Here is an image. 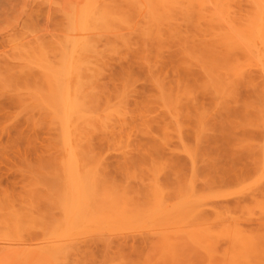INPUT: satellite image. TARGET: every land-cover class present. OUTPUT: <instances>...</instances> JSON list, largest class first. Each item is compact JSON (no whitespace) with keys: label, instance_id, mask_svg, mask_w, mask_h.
Masks as SVG:
<instances>
[{"label":"rangeland","instance_id":"374dc122","mask_svg":"<svg viewBox=\"0 0 264 264\" xmlns=\"http://www.w3.org/2000/svg\"><path fill=\"white\" fill-rule=\"evenodd\" d=\"M179 1L184 3L183 0H0V264H245L244 261L264 264L261 259L264 247L258 242L257 249L253 247L257 240L264 246V77L259 57L241 48L233 47L235 52L230 51L232 47L229 49L218 33L221 30V34L228 33L243 24L242 29L247 22H253L255 8L250 0H224L229 6L221 13L216 9V0H206L211 3L209 7L204 0H195L197 3L191 0V4L195 3L191 7L190 0L182 5ZM82 49L91 52L82 54ZM77 58L78 63L91 64L88 67L91 69L93 65V71L100 74L85 67L81 70L80 66L85 65L79 66ZM69 59L80 67L82 75L88 71L91 79L86 76L88 73L81 76L83 79L75 76L72 80L43 72L49 65L54 72H65ZM235 62L240 66L236 68ZM63 79H69L70 83L66 81L69 85ZM85 87L97 103H92L93 111L101 112L100 115L94 112V116L107 122L102 125L108 131H99V125L104 127L93 117L96 120L90 122L98 127L88 129L97 131L88 132V137L82 135L83 151L90 149L93 154L87 151L88 156L93 157L95 164L104 165L101 171L108 179L119 186L122 183L138 189L136 194L130 189L118 191L131 195L127 197L140 208L148 203L149 208L157 200L149 190L154 182H160L163 203L176 208L165 216L169 227L165 217L154 221L146 218L147 214L143 218L138 216L139 212L132 224L128 215L136 210L131 205L122 213L130 223L123 220L124 225L112 224L113 228L109 224L104 228L103 224L87 223L79 225L78 231L70 227L62 204L64 189H50L52 181L46 178L58 177L63 157L62 136L58 135L61 124L53 113L66 102L64 92L72 88L73 93L75 88L76 93ZM58 89L61 96H57ZM84 90L81 92L85 97ZM54 108L56 111L52 112ZM155 171L158 176H153ZM143 178L145 186L140 183ZM146 186L152 187L147 190ZM140 191L149 195L139 194ZM190 196L194 204L191 208L195 205L200 208H193L195 213H189L191 208L184 210L180 219L182 205ZM97 197L92 200L101 207ZM138 201L144 202L138 205ZM174 216H180L177 217L180 221ZM171 219L178 220L173 221L179 222L177 226ZM191 221L194 224H189ZM237 232L246 234L248 240ZM52 234L53 238L78 235L74 238L76 242L70 240L74 246L66 242L71 252L65 254L69 249L66 244L65 250L47 246ZM244 241H249L248 248ZM251 248L256 249L255 256V249L251 253ZM60 251L70 254L65 257Z\"/></svg>","mask_w":264,"mask_h":264},{"label":"bare ground","instance_id":"6f19581e","mask_svg":"<svg viewBox=\"0 0 264 264\" xmlns=\"http://www.w3.org/2000/svg\"><path fill=\"white\" fill-rule=\"evenodd\" d=\"M169 1V0H168ZM174 1H176V0H174ZM185 1H188V0H183V2L184 3H186ZM195 1V0H194ZM193 1V2H194ZM196 1H198V2H201V1H199V0H196ZM195 1V2H196ZM206 0H204V2H205ZM209 1H211V0H209ZM219 1V3L217 2V0H216V3L218 4V5H216L217 7H216V9H217V11H218V9H220L218 12H223V11H225L226 12V7H227V5H228V1H227V3L226 2H224V0H218ZM252 3L251 4H253V9H254V15H252V16H254V20H253V22L251 21L250 23H248L247 22V24H246V26L244 27V28H242V29H240V23H236V24H239L240 26H238L239 27V29L237 28L236 30H232V31H230L229 30V32L227 33V31H223V33L221 34V29H223L224 28V26H222L221 25V31H219L218 33H220L219 34V36L220 35H222V38H225L222 42H224L225 41V45L226 46H229L228 48L230 49L231 47V49H230V51H232L233 52V50H234V48L233 47H235V50L237 49V48H241V49H243V50H245L247 53L249 52L250 53V55L252 56V54L253 55H256L257 57H259V59H260V64H259V67H260V73H262L263 74V77H264V0H250ZM191 0H190V3H189V1L187 2V4L189 3L190 5H188L189 7H191V5H194L195 3H192L191 4ZM204 2H202V3H199L200 4V6L204 3ZM208 1H206V7H209L210 5L209 4H211V3H207ZM212 2V1H211ZM179 4H181L182 3V1H181V3H180V1L178 2ZM184 3H182V4H184ZM197 3V2H196ZM225 3V4H224ZM230 3V2H229ZM250 3V2H249ZM181 4V5H182ZM186 4V5H187ZM198 5V4H197ZM196 5V6H197ZM220 5H222V7L220 6ZM226 5V6H225ZM184 6V5H183ZM196 6H194V7H192V8H195ZM212 6V5H211ZM229 6V5H228ZM232 6V5H231ZM189 7H188V9H189ZM202 7V6H201ZM206 7H205V9H206ZM252 7V6H251ZM250 7V8H251ZM176 8H177V6H176ZM187 8V7H186ZM192 8H191V10H192ZM222 8V9H221ZM197 9V8H196ZM213 9V8H212ZM228 9H230V8H228ZM1 10V9H0ZM179 10V9H178ZM201 10V13H202V8L200 9ZM209 10V9H208ZM215 10V9H214ZM87 11V10H86ZM193 11V10H192ZM206 11V10H205ZM228 11V10H227ZM181 12H184L183 10H181ZM200 12V11H199ZM207 13H208V11H206ZM212 12V11H211ZM229 12V11H228ZM252 12H253V10H252ZM195 13H197V12H195ZM216 13V11L214 12V13H211L212 14V16H213V14H215ZM230 13V12H229ZM234 13V12H233ZM183 14V13H182ZM190 14V13H189ZM211 14H207L208 16H210ZM253 14V13H252ZM185 15H186V13H185ZM200 15V14H199ZM228 15V14H227ZM251 15V14H250ZM203 16V15H202ZM211 16V17H212ZM216 16V15H215ZM221 16V15H220ZM210 17V18H211ZM222 17H223V15H222ZM208 18V17H207ZM215 17H212V19H214ZM209 19V18H208ZM216 19V18H215ZM247 19H249V17L247 18ZM203 20V19H202ZM210 20V19H209ZM216 20H218V18L216 19ZM219 21L221 22L222 20H220L219 19ZM224 21V20H223ZM236 21V20H235ZM235 21H233V22H235ZM249 21H250V19H249ZM212 22H213V20H212ZM218 22V21H217ZM216 22V23H217ZM220 22H218L219 24L218 25H220V24H222V22L220 23ZM227 22V21H226ZM237 22V21H236ZM245 22V21H244ZM214 23V22H213ZM213 25V24H212ZM228 26V25H227ZM242 26H243V24H242ZM241 26V27H242ZM213 27V26H212ZM211 27V28H212ZM216 27H217V25H216ZM215 27V28H216ZM223 27V28H222ZM229 27V26H228ZM219 28V27H218ZM234 28V27H233ZM224 32L226 33V35L224 34ZM217 33V34H218ZM74 35V34H73ZM223 35H225V36H223ZM219 36H217L218 38H220V39H222L221 37H219ZM214 37V36H213ZM77 38V37H76ZM216 39V40H219V39ZM75 39V38H74ZM213 40L215 41V38H213ZM212 40V41H213ZM221 41V40H220ZM70 42V41H69ZM219 42V41H218ZM76 43V42H75ZM221 44V43H220ZM70 45V44H69ZM216 45V44H215ZM223 45V44H222ZM74 47V46H73ZM70 49V48H69ZM76 50L75 48H72V50ZM94 49V48H93ZM216 49H217V47H216ZM78 50H80V48L78 49ZM78 50H77V52H78ZM83 50V49H82ZM81 50V51H82ZM84 50H86V49H84ZM83 50V51H84ZM90 50H91V48H90ZM90 50H87V51H89V52H91ZM96 50V49H95ZM214 50V49H213ZM235 50H234V52H235ZM69 51V50H68ZM94 51V50H93ZM92 51V52H93ZM89 52H86L85 53V51H84V53H82V54H88ZM95 52V51H94ZM69 53V52H68ZM71 53H73L74 54V52L72 51ZM78 54H80V53H78ZM75 55V54H74ZM93 55H95V54H93ZM76 56V55H75ZM210 56V55H209ZM228 56V55H227ZM240 56H242L243 57V54L242 55H240ZM78 57V56H77ZM81 57V56H80ZM80 57H79V60H80ZM95 57V56H94ZM71 58V57H70ZM74 58V57H73ZM85 58H87V56L85 57ZM92 59L93 58V56H91V57H89V59ZM211 57H209V59H210ZM217 58V57H216ZM233 58V57H232ZM83 59V58H82ZM212 59V58H211ZM218 59V58H217ZM73 60V59H72ZM75 60V59H74ZM78 58L75 60V62L77 63V64H79V66L80 65H82V64H86V63H81L80 61H79V63H78ZM214 60H216V59H214ZM213 60V62H215ZM232 60V59H231ZM237 60V59H236ZM66 61H68V60H66ZM65 61V62H66ZM71 60L69 59V62L67 63V65L69 66V67H72V69L71 68H69L68 67V70H65V72L64 71H55L54 72V69H53V66L52 65H49V67L48 68H50V69H53V70H48V68L46 67H44L46 70H44L43 69V72L44 71H47L48 73H46V74H49L50 75V77H51V75H52V73H53V75H52V77L54 76L55 77V75H56V77H58V78H62L64 75H65V77H69V78H71V77H75L76 76V78H80L81 76H83V75H86L87 73H88V75H86V76H88L89 77V72L87 71V72H85V73H83V75L81 74L82 72H80L81 70H83V68L82 67H85L86 69L85 70H89L90 68V66H91V64L90 65H88V66H80L81 67V70H80V67L78 66L77 67V65L75 64V62H70ZM89 61H91V60H89ZM97 62H95V63H99L98 62V60H96ZM209 61H211V60H209ZM226 61V60H225ZM224 61V62H225ZM64 62V63H65ZM212 62V61H211ZM212 62V63H213ZM230 62H233V60L232 61H230ZM254 62V61H253ZM69 63H70V65H69ZM90 62H88L87 64H89ZM92 63V62H91ZM227 63H228V60H227ZM226 63V64H227ZM236 63V68H237V66L239 65L240 66V64H237L238 62H235ZM253 64V63H252ZM251 64V65H252ZM61 65H62V63H61ZM101 64L99 63V66H100ZM47 66V65H46ZM99 66H97V67H99ZM213 66V65H212ZM215 66V65H214ZM230 66H231V64H230ZM92 67H93V65H92ZM92 67H91V69H92ZM221 67V66H220ZM235 67V66H234ZM88 68V69H87ZM96 68V67H95ZM100 68V67H99ZM98 68V69H99ZM213 68V67H212ZM229 68V67H228ZM231 68H232V66L230 67V69H229V71L231 70ZM255 68V67H254ZM63 69V68H62ZM64 69H65V67H64ZM63 69V70H64ZM66 69H67V67H66ZM90 69V70H91ZM97 69V70H98ZM234 69V68H233ZM240 69V68H239ZM40 70H41V68H40ZM78 70V71H77ZM216 70V69H215ZM248 70V69H247ZM67 71V72H66ZM92 71H93V69H92ZM101 71V70H100ZM241 71V70H240ZM52 72V73H51ZM61 72V73H63V74H59V73ZM77 72H79L78 74L80 75V76H78L77 77ZM84 72V71H83ZM93 72H95L96 73V71L94 70ZM92 72V73H93ZM209 72V71H208ZM215 72V71H214ZM216 72H217V70H216ZM218 72H219V70H218ZM226 72V71H225ZM94 73V74H95ZM238 73V72H237ZM242 73H243V70H242ZM91 74V73H90ZM96 74H100V72H98V73H96ZM96 74H95V76L94 77H96ZM211 74H213V73H211ZM219 74H221L220 72H219ZM226 74H227V72H226ZM241 74V73H240ZM262 74H261V76H262ZM60 76V77H59ZM224 76V75H223ZM231 76V75H230ZM242 76V75H241ZM245 76V75H244ZM88 77L86 78L87 80H88ZM216 77V76H215ZM228 77L229 76H226V78L228 79ZM233 77V76H232ZM82 78V77H81ZM84 78V77H83ZM82 78V79H83ZM236 78H237V76H236ZM236 78H235V80H236ZM245 78V77H244ZM250 78V77H249ZM248 78V79H249ZM72 79V78H71ZM74 79V78H73ZM72 79V80H73ZM85 79V80H86ZM89 79H91V77H89ZM216 79H217V77H216ZM262 79V78H261ZM264 79V78H263ZM66 80V79H65ZM229 80V79H228ZM234 80V79H233ZM234 80V81H235ZM68 83H70L69 82V79L68 80H66ZM66 81H64V79L62 80V82L63 83H65ZM93 81V80H92ZM91 80H90V82H92ZM62 82H58L57 81V83H59V84H61V85H63V83ZM66 82V83H67ZM211 82H212V80H211ZM221 82V81H220ZM219 82V83H220ZM67 83V84H68ZM83 83V81L81 82V84ZM85 84H86V81L84 82ZM88 83V82H87ZM79 84V83H78ZM90 84V83H89ZM249 84H251V83H249ZM69 85V84H68ZM213 85V84H212ZM216 85L217 84H215V87H216ZM219 85V84H218ZM221 86H223V85H221ZM71 87V86H70ZM224 87V86H223ZM223 87H221L222 88V90H225V87L223 88ZM59 88H61L62 90H63V87H60L59 86ZM78 88H81L80 86L78 87ZM230 88V87H229ZM68 89V88H67ZM71 89L72 88H69V92H64L63 93V96H65V97H63L65 100H66V102L65 103H61V107L60 106H58V112L55 110V108L53 109V111H52V109H50L52 112H54V111H56L55 113H53V114H57L56 115V117H57V119H58V121L60 122V124H61V127L59 128L60 129V133H58V135L60 136V134H61V136L62 137H60V138H62V140H61V142H60V148H62V150H63V157H62V159H61V162H60V164H59V167H60V169L58 170V172H59V174H58V177L56 178H53L52 180H51V177L49 178H46L48 181H52L51 183L52 184H50V189H57V190H59V191H61V189H64V191H63V193H65V194H63V196H62V198H63V205H64V213L66 214V218H67V220H68V222H69V224L71 225H68V226H70V227H72V228H75V229H77L76 231H78V228H80L81 226H85V225H87V223H95V224H100V225H102L103 227H104V225L105 226H108V225H106V224H109V225H111V227H112V224H117V225H119V223H120V225H121V223L123 224V220L125 221V223L127 224L128 222H129V220L131 221V223L133 222L132 221V219L135 221L136 219H134L136 216H137V212H139V215L138 216H140V215H142L141 217L143 218L144 217V215H146L145 217L146 218H151V219H156L157 217L159 218H162L163 219V217H165V216H168V215H170L173 211H176V208L175 209H173V208H171V207H168L167 205H165L163 202H164V200H163V198L161 197V192L162 191H159V187H158V185H160V182H158V181H156V180H158V179H156L155 181L156 182H158L157 184H156V182H154L153 184H154V186L152 187V186H146L147 188V190H149L150 189V187H152L151 188V190L152 189H155V190H153V191H155V192H152L151 190H149L152 194L154 193V195H152V196H155V198L157 199L156 201H153L152 203H151V206H149V208L147 207L148 205H149V203H148V205L145 207L144 205H146L147 204V202L146 203H143V204H141V206L143 207L144 206V208H140V206H136V204H133L134 203V201H133V199L131 200L132 201V203H131V201H130V199L129 198H131L129 195H127V196H129V198L126 196V195H124V191H126V192H128L127 190L128 189H130L131 191L133 190V193H135V192H138V191H135V190H138V189H136L135 187V189H131L130 187L132 186V185H130V187L129 188H127V185H125L124 184V182H125V180H124V182H123V184L125 185H122V183H121V185L119 186V184L117 185V183L115 184L113 181H111L110 179H108L107 178V174H103V172L101 171V169H103V167H104V165H102V164H100V165H98L99 164V162L97 163V164H95L94 163V159H93V157L91 158V157H89L88 155H89V153H87V151H89L90 149H88L87 151H86V153L83 151V149L82 148H84V146H85V143H84V145H82L81 146V144H83V142H84V140H81V139H83L84 137L82 136L83 134H85V136L88 134V132H95V131H97V130H93L92 129V131H90V128L88 129V127H92V126H97L96 125V123L93 125V124H91V122H93L94 123V121L96 120V119H94L93 117H95L94 115V112L96 113V114H101V112H98L97 113V111L98 110H94L93 111V107L92 106H94V105H92V103L94 104L95 102L92 100V99H94V97H92L91 96V94L90 93H88V88H82V90L81 89H78L79 90V92L77 91L76 93H74V91H76L75 90V88H74V91H73V93H71ZM83 89H85L84 90V94H85V97L83 96V94H82V92L81 91H83ZM92 90H93V88H91ZM59 90V91H58ZM57 90V93L59 94V95H57V96H61L60 94H62V93H60V92H62L60 89H58ZM73 90V89H72ZM88 90V91H87ZM226 90H228L227 89V87H226ZM68 91V90H67ZM56 92V91H55ZM81 92V94L80 95H82L83 97H79L80 95H78L79 93ZM87 92V93H86ZM53 93V92H52ZM65 93H66V95H65ZM94 93V92H93ZM217 93H218V91H217ZM75 94L78 96H75ZM223 95V94H222ZM71 96H75V98L73 97V99L71 98ZM223 96H225V95H223ZM57 98V97H56ZM55 98V99H56ZM76 98H80L79 100L78 99H76ZM96 98V97H95ZM260 98V97H259ZM59 99V98H58ZM76 99V100H75ZM97 99V98H96ZM172 101V100H171ZM170 101V102H171ZM97 102H98V100H97ZM166 102V101H165ZM176 102V101H175ZM55 103H57V100H56V102ZM178 103V102H177ZM58 104V103H57ZM95 104H97V103H95ZM56 105V104H55ZM56 106V107H57ZM62 106H63V108H62ZM106 106H108V105H106ZM258 106V105H257ZM55 107V106H54ZM118 107V106H117ZM175 107H176V104H175ZM59 108H60V110H59ZM120 108V107H119ZM118 108V109H119ZM123 108V107H122ZM253 108H254V106H253ZM257 108V107H256ZM57 109V108H56ZM62 109V110H61ZM117 109V108H116ZM258 109V108H257ZM255 110V108H254V110L255 111H259V110ZM93 111V114H92V111ZM100 110H102V108L100 109ZM124 110V109H123ZM49 111V110H48ZM50 111V112H51ZM102 111H105V110H102ZM111 112H109V113H112V110H110ZM115 112H116V110H115ZM118 112V111H117ZM117 112H116V114H117ZM125 112V111H124ZM103 113H105V112H103ZM109 113H107L108 114V116L110 115ZM256 113V112H255ZM47 114L50 116V114L51 113H48L47 112ZM46 114V115H47ZM115 114V115H116ZM119 114V113H118ZM52 115V114H51ZM103 115V114H102ZM114 114H112L111 116H113ZM114 115V116H115ZM121 115V114H120ZM256 115H257V113H256ZM104 116V115H103ZM108 116H106L108 119H109V117ZM110 116V117H111ZM258 116H260L259 114H258ZM52 117H53V115H52ZM51 117V118H52ZM98 117V116H97ZM97 117H95V118H97ZM120 117V116H119ZM54 118H55V116H54ZM99 118H100V116H99ZM99 118H97L99 121H97V122H99L101 125L103 124V123H105L106 125H107V122L105 121H103L102 119H99ZM102 118V117H101ZM104 118H105V116H104ZM115 118V117H114ZM125 117H123V119H124ZM259 118V117H258ZM53 119V118H52ZM57 119H55L56 121H57ZM110 119H112V117L110 118ZM116 119V118H115ZM55 120H54V122H55ZM94 120V121H93ZM102 120V121H101ZM48 121V120H47ZM51 122H53V120H50ZM57 121V122H58ZM91 121V122H90ZM58 122V123H59ZM102 122V123H101ZM115 122V121H114ZM119 123V122H118ZM57 124V123H56ZM60 124H59V126H60ZM105 124L104 125H102L104 128H100V125H99V127H98V130L100 131V129H103V131H108L107 129L105 130ZM110 124H111V122H110ZM117 124V123H116ZM262 125V124H261ZM101 126V127H102ZM264 126V125H263ZM84 127V128H83ZM108 127V126H107ZM112 127V126H111ZM51 128H52V126H51ZM54 128V127H53ZM56 128H58V126L56 127ZM56 128H54L53 130H55ZM58 129V130H59ZM83 129V130H82ZM87 130V133H86V130ZM82 131H84V133H82ZM56 133V134H57ZM96 133V132H95ZM101 133V132H100ZM108 133V132H107ZM90 134V133H89ZM59 136H58V138H59ZM264 136V135H263ZM86 137H88V136H86ZM60 140V139H59ZM58 140V141H59ZM85 140H87V139H85ZM264 140V139H263ZM89 143V142H88ZM90 144V143H89ZM264 144V143H263ZM88 147V146H87ZM263 147H264V145H263ZM260 148H261V150L260 151H262V145L260 146ZM87 149V148H86ZM91 154H93L91 151H89ZM262 153V152H261ZM96 155V154H95ZM263 156V155H262ZM100 158V157H99ZM97 159H98V156H97ZM96 159V160H97ZM100 160V159H99ZM261 161L263 162V159L262 160H260V163H261ZM103 162V161H102ZM263 164V163H262ZM101 165L103 166V167H101ZM262 167V166H261ZM260 169H262V168H260ZM158 171V170H157ZM261 171V170H260ZM57 172V171H56ZM57 172V173H58ZM156 172V171H155ZM154 172V175L153 176H155V174H157V176H158V174L159 173H155ZM159 172V171H158ZM263 172V171H262ZM127 175V174H126ZM129 175V174H128ZM127 175V176H128ZM131 175H129L128 177H127V179H131V177H130ZM130 177V178H129ZM151 178H152V175L150 176ZM158 178V177H157ZM145 178H143V179H140V180H142L140 183L142 184V185H144L145 186V184H143L144 183V181L146 180H144ZM47 181V182H48ZM159 181H160V179H159ZM46 182V183H47ZM126 182H129L130 183V181H126ZM188 184V183H187ZM193 184H194V182H193ZM192 184V185H193ZM56 185V186H55ZM140 185V184H139ZM149 185V184H148ZM54 186H55V188H54ZM188 186H191V183L190 184H188ZM161 187V186H160ZM165 187V186H164ZM180 187V186H179ZM162 189H163V187H161ZM185 188V187H184ZM117 191H116V190ZM118 189H124V191H123V193H121V192H119L118 191ZM126 189V190H125ZM141 189V188H140ZM145 189V190H146ZM187 189V188H186ZM186 189H185V192H186ZM129 190V194H131L132 192ZM187 191H188V189H187ZM190 191H192V190H190ZM141 192V191H140ZM189 192V191H188ZM194 192V191H193ZM199 192H201V190L199 191ZM132 193V194H133ZM58 194V193H57ZM60 194V193H59ZM62 194V193H61ZM128 194V193H127ZM136 194V193H135ZM138 194V193H137ZM139 194H148V192H144V193H139ZM192 194H194V193H192ZM149 195V194H148ZM204 195V194H203ZM96 196H98L97 197V200L100 202V205H101V207H99V205H98V203H94L93 202V200L92 199H95L96 198ZM143 196V195H142ZM162 196H164V194L162 195ZM144 197H146V196H144ZM144 197H142V198H144ZM191 197V198H190ZM190 197H188L189 198V201L188 202H186V201H184V203H183V205H182V207H183V209H181L182 207H180V202H182V200H185V199H182V200H180L179 201V205H178V202H177V205L180 207V209L182 210H180L181 212L179 213V210H177L178 211V213L180 214V215H182L183 213V211L184 210H190V208H191V205H194V204H191V202L193 201V200H191L190 201V199H192V196H190ZM139 198V197H138ZM161 200H160V199ZM137 199V198H136ZM172 199V198H171ZM170 199V200H171ZM207 199V198H206ZM92 200V201H91ZM135 200V199H134ZM142 200V199H141ZM141 200H139V201H141ZM209 200V199H208ZM138 201V205L140 204V203H142V202H144V201H142V202H139ZM173 201H175V200H173ZM177 201V200H176ZM61 202V201H60ZM95 205H94V204ZM174 203V202H173ZM209 203H211V202H209ZM208 203V204H209ZM93 204V205H92ZM198 204V203H197ZM206 204V203H205ZM131 205V209L132 210H136L133 214H134V216H132L131 214L130 215H128V218H129V220L128 219H126V218H124V216H123V214L122 213H124V209L126 208H129V206ZM134 205V206H133ZM204 205V204H203ZM98 206V207H97ZM175 206V205H174ZM202 206V205H201ZM205 206H208V205H205ZM132 207H134V208H136V209H133ZM139 207V208H138ZM193 208H194V210H198V208H200V205H195V206H192V211L191 212H189V213H195V211L193 212ZM130 209V210H131ZM137 209L139 210V211H137ZM173 209V210H172ZM178 209V208H177ZM131 210V211H132ZM61 212V211H60ZM186 212V211H185ZM198 212V211H197ZM182 213V214H181ZM144 214V215H143ZM173 214H175V213H173ZM177 214V213H176ZM178 214V215H179ZM184 215H186L185 213H184ZM123 216V217H122ZM133 217V218H131L130 219V217ZM194 216V215H193ZM198 216H200V214H198ZM121 217H122V219H121ZM175 217V216H174ZM177 217H180V216H177ZM177 217H175V218H177ZM188 217V216H187ZM197 217V216H196ZM117 220H116V219ZM166 219H167V217H165ZM169 218H171V216L169 217ZM183 218V215H182V217L180 218V219H182ZM199 218V217H198ZM119 219H121V221H119ZM126 219V220H125ZM139 219V218H138ZM178 219V218H177ZM177 219H171L172 220V222L174 221V220H177ZM180 219H178L179 221H180ZM188 219V218H187ZM195 219V218H194ZM193 219V220H194ZM62 220V219H61ZM110 220H111V222H110ZM112 220H116L115 222L113 221L112 222ZM148 220V219H147ZM170 220V221H171ZM177 220V221H178ZM196 220V219H195ZM194 220V221H195ZM62 221H64V220H62ZM126 221H128V222H126ZM155 221V220H154ZM167 221V224H168V227H169V225H170V222H169V220L167 219L166 220ZM165 221V222H166ZM177 221H175V223H176V226H177V223H179V222H177ZM67 222V223H68ZM147 222V221H146ZM156 222H157V220H156ZM161 222V221H160ZM169 222V223H168ZM130 223V222H129ZM153 223V222H152ZM158 223V222H157ZM174 223V222H173ZM174 223V224H175ZM182 223V222H181ZM192 224L193 222L191 221V222H189V224ZM75 224L77 225V228L75 227ZM132 224H134V223H132ZM159 224V223H158ZM189 224H187V225H189ZM194 224V223H193ZM201 224V223H200ZM203 224V223H202ZM201 224V225H202ZM65 225H67L66 223H65ZM79 225H81L80 227H78ZM99 225V226H100ZM124 225V224H123ZM161 225V224H160ZM57 226V225H56ZM59 226V225H58ZM61 226V225H60ZM114 226V225H113ZM130 226V225H129ZM152 226H153V224H152ZM157 227L156 228H160V226H158V225H156ZM176 226H174V228L176 227ZM180 226V225H179ZM189 226H191V225H189ZM204 226V225H203ZM62 227V226H61ZM66 228H67V226H65ZM103 227H100V228H102L103 229ZM125 226H123V228H124ZM163 226H161V228H162ZM171 227V226H170ZM185 227V226H184ZM96 228V227H95ZM94 228V229H95ZM104 228H106V227H104ZM108 228V227H107ZM113 228V227H112ZM122 228V227H121ZM127 228V227H126ZM130 228V227H129ZM134 228H136V226L134 227ZM172 228H173V226H172ZM183 228V227H182ZM203 228V227H202ZM201 228V229H202ZM237 228V227H236ZM59 229V228H58ZM64 230H65V228H63ZM62 228L60 229V230H63ZM68 229H70V231L69 232H71L72 230H71V228H67V230ZM97 229H99V228H97ZM117 229V228H116ZM167 229V228H166ZM176 229V228H175ZM179 229H181V228H179ZM184 229V228H183ZM185 229H188V228H185ZM184 229V230H185ZM66 230V231H67ZM122 230V229H121ZM137 230V229H136ZM205 230V229H204ZM209 230V229H208ZM232 230V229H231ZM81 231V230H80ZM98 231V230H97ZM96 231V232H97ZM101 231H106L105 229H103V230H101ZM107 231H109L108 229H107ZM138 231V230H137ZM181 231H182V229H181ZM124 232V231H123ZM131 231H129V233H130ZM152 232V231H151ZM157 232V231H156ZM160 232H161V230H160ZM241 232H243V230L241 229ZM68 233V232H67ZM76 233V232H75ZM93 233V232H92ZM69 234V233H68ZM76 234H78V232L76 233ZM156 234V233H155ZM206 234V233H205ZM237 234H239V236L240 237H244V240H248V239H245V236H246V234H240V233H238L237 232ZM65 235L66 234H64V236L63 237H61V236H59V237H52L53 236V234L51 235V237H52V239H48L47 241H46V244H47V246H49V247H51V248H55V247H57V249L55 248V250H58V249H60V248H62L63 247V250H65V248H64V246H65V244L66 245H68L66 242L68 241L69 243H70V240H74V238H76V236H78V235H76L74 238H72L71 236L70 237H68V236H66L65 237ZM119 235V234H118ZM227 235H229V233H227ZM107 236V235H106ZM223 236H225V235H223ZM230 236V235H229ZM228 236V237H229ZM238 236V235H237ZM247 236H249V235H247ZM102 238L103 236H99L98 238ZM105 237V236H104ZM108 237V236H107ZM109 237H111V236H109ZM239 237V241L241 242V240L240 239H242V238H240ZM55 238H58V239H55ZM72 238V239H71ZM106 238V237H105ZM232 238V237H231ZM234 238V237H233ZM247 238V237H246ZM255 239V238H254ZM80 240V239H79ZM101 240V239H100ZM108 239L106 238V240L105 241H107ZM238 240V239H237ZM255 240H257V239H255ZM75 241V240H74ZM246 241H244L243 243H245V247H246V244L249 242H247L246 243ZM253 241V240H252ZM76 242V241H75ZM257 242L260 244V246L261 247H264L263 245H262V241L260 242L259 240H257L256 241V243H255V245L253 246V247H255L256 246V244H257ZM71 244V243H70ZM237 244V243H236ZM238 244H240V243H238ZM62 245V246H61ZM71 245H73V244H71ZM75 245V244H74ZM73 245V246H74ZM258 245V244H257ZM58 246H60V247H58ZM242 246V245H241ZM66 247H68L67 249V251L65 252V254L66 253H68V252H71L70 250V247H69V245L68 246H66ZM72 247V246H71ZM237 247V246H236ZM238 247H239V245H238ZM244 247V248H245ZM257 247V246H256ZM255 247V248H256ZM260 247V248H261ZM240 248H242V247H240ZM239 248V249H240ZM246 248H248V247H246ZM245 248V249H246ZM255 248H253V249H255ZM237 249V248H236ZM253 249L251 248V253H252V251H253ZM257 249V248H256ZM256 249L253 251L254 253L255 252H257L256 251ZM263 250L262 251H264V248H262ZM62 250V249H61ZM244 250V249H243ZM250 250V249H249ZM249 250H247V251H249ZM75 251V250H74ZM236 252H237V250H235ZM245 251V250H244ZM63 252V251H62ZM61 251H60V253H62ZM64 252H63V254H64ZM261 253V249L260 250H258V254L259 255H261L260 253ZM56 253H59V252H56ZM55 253V254H56ZM73 253V252H72ZM71 253V254H72ZM253 253V254H254ZM64 254V255H65ZM70 254V253H69ZM68 254V255H69ZM75 254V253H74ZM252 254V255H253ZM263 254V253H262ZM68 255H65V257L66 256H68ZM238 252H237V254H236V256H237V258H238ZM240 255H243L242 253L240 254ZM247 255V254H246ZM250 255V254H249ZM256 255V253L254 254V256ZM253 256V257H254ZM240 258V257H239ZM252 258V257H251ZM250 258V256H249V259H251ZM264 259V257H263V255H262V257H261V259ZM241 259V258H240ZM254 259V258H253ZM258 259H260V257L258 258ZM234 260V259H233ZM248 260V259H247ZM251 261L253 262L254 260H252L251 259ZM262 262H263V260H262ZM243 263H248L247 261H244ZM254 263V262H253ZM252 263V264H253ZM237 264V263H236ZM239 264V263H238ZM249 264H251V262L249 263Z\"/></svg>","mask_w":264,"mask_h":264}]
</instances>
